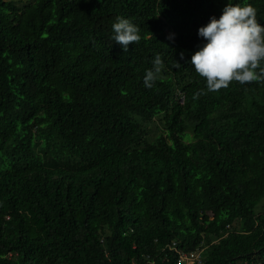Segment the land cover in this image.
Wrapping results in <instances>:
<instances>
[{"label":"trees","instance_id":"1","mask_svg":"<svg viewBox=\"0 0 264 264\" xmlns=\"http://www.w3.org/2000/svg\"><path fill=\"white\" fill-rule=\"evenodd\" d=\"M227 3L0 0V264H264V81L190 63Z\"/></svg>","mask_w":264,"mask_h":264},{"label":"clouds","instance_id":"2","mask_svg":"<svg viewBox=\"0 0 264 264\" xmlns=\"http://www.w3.org/2000/svg\"><path fill=\"white\" fill-rule=\"evenodd\" d=\"M112 29L116 44L124 51L141 39L139 27L128 18L117 17ZM198 36L203 43L192 54L190 63L197 78L206 79L210 91L226 88L233 80L241 84L264 81V24L257 19V10L251 4L228 0L219 18L212 16L199 27ZM163 67V60L157 55L144 75L145 87H153ZM178 96L184 103V94L179 92ZM174 242L177 243L173 241L171 246Z\"/></svg>","mask_w":264,"mask_h":264},{"label":"built area","instance_id":"3","mask_svg":"<svg viewBox=\"0 0 264 264\" xmlns=\"http://www.w3.org/2000/svg\"><path fill=\"white\" fill-rule=\"evenodd\" d=\"M177 243H173L171 249H176ZM203 250H196L191 252L178 251L177 264H202Z\"/></svg>","mask_w":264,"mask_h":264},{"label":"rangeland","instance_id":"4","mask_svg":"<svg viewBox=\"0 0 264 264\" xmlns=\"http://www.w3.org/2000/svg\"><path fill=\"white\" fill-rule=\"evenodd\" d=\"M168 34H169V36H171V35H172V34H171V32H168ZM155 124H158V122L156 121V123H155ZM152 127H153V129L156 131L155 133H157V132L159 133V130H158V128H160V126L158 127V126L154 125V126H152ZM259 208H260V210L262 209L261 211H263V210H264V201H262V202H261V204H260V207H259Z\"/></svg>","mask_w":264,"mask_h":264}]
</instances>
